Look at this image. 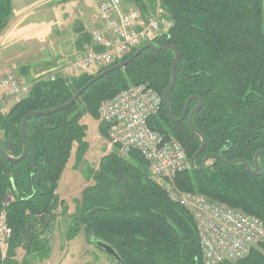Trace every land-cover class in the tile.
<instances>
[{
    "label": "trees",
    "instance_id": "16d2710c",
    "mask_svg": "<svg viewBox=\"0 0 264 264\" xmlns=\"http://www.w3.org/2000/svg\"><path fill=\"white\" fill-rule=\"evenodd\" d=\"M128 1L142 16L153 14L157 5L169 15L171 27L150 43L173 47L179 54L175 83L168 94L172 116H181L189 97L203 100L192 119L193 127L205 137L195 167L205 155L218 154L228 162L244 160L254 168V155L264 150V0ZM11 15V0H0V34ZM137 50L92 75L33 83L27 96L6 114L0 113V148L12 158L20 157V126L26 115L67 103L93 76ZM173 57L172 51H144L123 69L92 84L71 107L28 120L25 159L11 163L0 157V212H5L11 231L4 256L0 249V264L49 258L56 211L63 204L56 195L58 182L73 146H77V161L86 150L87 128L81 119L88 115L98 120L99 104L130 86L147 84L162 98L170 84ZM196 104L190 102L189 111ZM149 126L174 137L188 161L200 147V137L186 120L171 122L163 102ZM99 131L107 137V125L101 123ZM258 163L261 172L252 176L242 164L226 166L211 160L200 173L189 168L178 174L174 187L241 209L264 223V156ZM88 174L92 185L83 190L69 216L66 242L82 232L95 249L103 252L94 241L110 246L122 264H202L191 216L170 201L166 186L151 175L138 153L120 157L112 152ZM8 195L12 200L5 203ZM62 213H67L66 207ZM18 250L24 251L21 260L16 258ZM223 264H264V243L245 259Z\"/></svg>",
    "mask_w": 264,
    "mask_h": 264
},
{
    "label": "built area",
    "instance_id": "2783aa9c",
    "mask_svg": "<svg viewBox=\"0 0 264 264\" xmlns=\"http://www.w3.org/2000/svg\"><path fill=\"white\" fill-rule=\"evenodd\" d=\"M124 1H98L95 22L101 28L92 34L91 47L76 54L73 62L62 69L63 78L106 68L171 27L169 15L159 5L153 14L142 16L136 9H125ZM62 75L56 72L37 82ZM30 89L13 70H6L0 76V106L24 98ZM161 105L162 98L147 84L130 86L102 101L97 112L99 121L107 125L109 146L124 157L138 153L148 164L151 175L157 181H165L170 201L185 209L194 222L202 264L245 259L264 243V223L238 209L174 187L173 180L189 169V161L174 137L150 128L149 120L159 114ZM10 235L5 212L1 211L0 248L7 247Z\"/></svg>",
    "mask_w": 264,
    "mask_h": 264
},
{
    "label": "crops",
    "instance_id": "0c3cea01",
    "mask_svg": "<svg viewBox=\"0 0 264 264\" xmlns=\"http://www.w3.org/2000/svg\"><path fill=\"white\" fill-rule=\"evenodd\" d=\"M93 1L11 0L10 22L0 35V70L23 58L24 60L17 64L19 69L22 71L27 69L26 72L32 75L35 72L36 76L44 73L55 74L59 69L64 68L73 54L82 48L84 36L88 37L87 34L91 33L92 26L97 24L95 21L96 24L92 22L89 12L85 9V6L92 4ZM71 22L72 24L79 22L81 25L77 23V27L71 29ZM90 44L91 36L84 46ZM15 60L18 61L14 62ZM62 253L63 250L56 255L54 253L52 261L54 262V258L58 256L60 258ZM94 254L91 253L93 257H99L98 254L97 256ZM19 256L18 250L16 258L18 259ZM49 260L43 261L49 262Z\"/></svg>",
    "mask_w": 264,
    "mask_h": 264
},
{
    "label": "rangeland",
    "instance_id": "374dc122",
    "mask_svg": "<svg viewBox=\"0 0 264 264\" xmlns=\"http://www.w3.org/2000/svg\"><path fill=\"white\" fill-rule=\"evenodd\" d=\"M124 2H125V4H124L125 9H136V10L140 11L136 6L131 4L130 1L125 0ZM85 9L87 12H89L91 19H92V22H94L95 17L98 13V0H94L92 4L86 5ZM89 14H88V16H89ZM9 22H8V25H9ZM77 23L80 24L79 22H75L74 24H72V22H71L70 23V25L72 27L71 29H74L75 27H77ZM100 28L101 27L99 24L92 26L91 33H88L89 35L87 34L88 37H84L82 39V41H84L82 48L73 54L72 59L65 66H68L73 62L74 56L76 54H78V53L81 54L86 49L91 47V44L89 46H84V45H86V42H88V40L90 39V36H92V34L99 31ZM18 60H15L14 62H16ZM21 60H24V58L20 59L16 63H11L12 65L9 64L8 66L7 65L4 66V68L0 70V76L8 69L13 70L19 76V78L22 80L24 85L31 88L32 84L37 82L41 77L54 74V73H44L43 75H37L36 76L35 72L33 75L26 72L27 69H26V71L25 70L22 71L17 66V64L19 65L21 63ZM62 69H63V67L61 69H59V71H58L61 75H62V73H61ZM98 69L99 68H94V69L90 70L88 74L92 75V74L96 73V71ZM19 100H20V98L12 99V100H9L8 102L4 103L3 105H1L0 106V108H1L0 113L6 114L12 106H14L17 102H19ZM80 122H81V124L86 125V128H87L86 129V137H85L86 150L81 155L80 160L77 161V156H76L77 146L76 145L73 146L69 161H68L66 168L63 171L61 178L58 182L56 195L58 196L59 201L60 202L62 201L63 204H61L59 206L58 210L56 211V225H55L54 233H53L51 240H50V247H49L50 253H49L48 259H50V260H49V262H45L46 260L41 261L40 259L29 257L28 258L29 263H31V264H55V262H57V264H87V263L88 264H91V263L94 264L95 262L97 264H114L111 261V259L108 257V255H106L105 253H103V252L95 249L94 247L88 245L86 243L84 237H83L82 232L71 243L66 242V240H65L66 232L69 229L70 224H71V220H70L69 216H71L74 213L75 207L80 200V197H81L83 190L86 187H89L92 185V180L89 177L88 171L96 170L100 164L101 159L104 156H106L112 152L117 153L120 157H124V156H121L115 148L109 146L108 138L103 136V134L99 131V127L101 128V123H102L99 121V117H98V120H94L90 116L85 115L81 119ZM159 181L162 183L163 186H166L164 180H159ZM167 189H169V188L167 187ZM186 193H188V192H186ZM196 195H198V194H196ZM198 196H201V195H198ZM11 200H12V197L10 195H8L7 199L5 200V203H6V201L10 202ZM65 207L67 208V213L64 214V213H62V210ZM238 210L240 212L246 214L241 209H238ZM0 249H1L2 254L5 255L7 247H2ZM62 250H63V253L60 256V258H59V256L57 258H54V262H53L52 261L53 254L55 253V255H56L59 251H62ZM91 253H93V254L95 253L94 256H97V254H98L99 257L97 256V258H95V257H93V255H91ZM19 254H20V256L17 260H21L23 258L24 251L19 250ZM80 257H82V258L80 259ZM57 259H58V261H57ZM79 259H80V261L78 263H76V261ZM96 259H97V261H95ZM106 261H108V263H106Z\"/></svg>",
    "mask_w": 264,
    "mask_h": 264
},
{
    "label": "water",
    "instance_id": "95a60500",
    "mask_svg": "<svg viewBox=\"0 0 264 264\" xmlns=\"http://www.w3.org/2000/svg\"><path fill=\"white\" fill-rule=\"evenodd\" d=\"M147 50H150L153 52L172 51L174 53V57H173L172 64H171V71H170L171 80H170L169 86L164 90V92L162 94V102L165 106L166 112H167L171 122L180 123V122H183L184 120H187V125H188L189 129L191 130V132L200 137V140H201L200 147L197 150V152L192 156V158L189 160V168L193 172L200 173L209 161L216 160V161H218V162H220L226 166H234L235 164H242L246 168L247 172L250 175L258 176L261 172V167L259 166L258 159H259V157L264 156V150L258 151L254 155V157H253L254 168H251L249 163L244 161V160H234V161L228 162V161L224 160L218 154H207V155H205L201 161L200 166L198 168L195 167L194 163H195L196 158L203 152V150L205 148V137L197 129H195L193 127L192 119H193V116L202 107L203 100L200 98H196V97H189L185 102L184 109H183L181 116L179 118H174L172 116V114L170 112V107H169L168 94L173 89V86L175 83V69H176L177 62L179 60V54H178L177 50L173 47H170V46L157 47L151 43L145 44L142 47H140L127 60L120 62L114 66H111V67L107 68L106 70H104L103 72L93 76V78L88 83H86L83 87H81L67 103H65V104H63L57 108L51 109V110L32 112V113L26 115L22 119L21 126H20V131H21L20 136H21V142L23 145V152H22L21 156L18 158H12V157L8 156L7 154H5L4 151L0 148V157L3 160H5L6 162H11V163H18V162L22 161L23 159H25V157L27 155V144H26V140H25V128H26V123L28 122L29 119L51 115V114L57 113L61 110H65V109L71 107L79 99V97L82 95V93L85 90H87L92 84H94L95 82L102 79L103 77H105L108 74H111L115 71L123 69L129 63H131L134 59H136L139 55H141L144 51H147ZM192 101H196L197 104L189 111V104ZM93 243L98 249L102 250L106 255L110 256L116 264H122L121 259L119 258V256L116 254V252L110 246H108L107 244L102 243L100 241H94Z\"/></svg>",
    "mask_w": 264,
    "mask_h": 264
},
{
    "label": "bare ground",
    "instance_id": "6f19581e",
    "mask_svg": "<svg viewBox=\"0 0 264 264\" xmlns=\"http://www.w3.org/2000/svg\"><path fill=\"white\" fill-rule=\"evenodd\" d=\"M187 121V120H186Z\"/></svg>",
    "mask_w": 264,
    "mask_h": 264
}]
</instances>
